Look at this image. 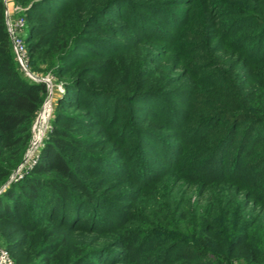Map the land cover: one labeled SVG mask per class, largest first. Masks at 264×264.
Returning a JSON list of instances; mask_svg holds the SVG:
<instances>
[{
	"label": "rangeland",
	"instance_id": "rangeland-1",
	"mask_svg": "<svg viewBox=\"0 0 264 264\" xmlns=\"http://www.w3.org/2000/svg\"><path fill=\"white\" fill-rule=\"evenodd\" d=\"M3 3L4 16L23 17L24 35L52 14L62 19L76 55L59 58L52 69L21 68L27 77L44 78L50 91L32 123L28 145L0 188L29 170L57 116L67 117L94 162L81 174L96 196L88 214L61 217L58 226L68 236V251L86 256L87 264H178L181 252L164 260L165 250L152 248L156 238L169 246L179 239L183 218L192 223L212 219L230 229L233 225L230 233L237 231L229 258L257 264V247L248 243L264 236L262 207L243 194L245 189L234 192L221 183L193 181L180 167L196 156L199 142L205 147L211 140L208 131L224 126V115L201 130L199 124L223 107L214 94L226 84L221 78L233 75L246 91L258 72L264 77V63H251L247 53L249 48L256 52V40L264 37V0ZM33 10L44 17H35ZM67 82H73L70 90L76 95L67 94ZM34 210L44 223L33 231L40 235L26 260L18 259L26 245L16 244L32 232L27 211H21V221L0 218V246L14 264L41 259L40 245L57 236V220L47 219L46 210ZM211 232L219 236L224 230L219 226Z\"/></svg>",
	"mask_w": 264,
	"mask_h": 264
},
{
	"label": "trees",
	"instance_id": "trees-1",
	"mask_svg": "<svg viewBox=\"0 0 264 264\" xmlns=\"http://www.w3.org/2000/svg\"><path fill=\"white\" fill-rule=\"evenodd\" d=\"M33 13L35 17L45 15L36 10ZM66 25L52 14L42 27L30 25L25 35L21 32L27 64L31 68L52 69L59 58H74L73 45L76 44L71 39L70 28L65 30ZM262 36L255 42L256 52L251 48L247 50L249 60L257 65L264 63ZM221 79L226 84L221 85L214 94L223 107L207 114L199 124L201 130L224 115L226 120L221 122L224 126L208 131L211 140L207 141L205 147L201 142L197 143L196 156L186 159L180 171L193 181H207L212 185L221 183L226 190L234 189V192L242 193L245 189L243 194L259 204V210L262 207L264 215V77L258 72L252 81L253 88L246 91H242L241 84H236L238 80L231 74ZM46 84L44 80L24 75L13 51L5 22L4 3L0 0V184L17 165L30 141L32 123L47 93ZM72 84L66 83V93L76 95L77 92L70 90ZM171 112L174 113V110ZM168 117L171 115L168 114ZM73 131L67 117L57 116L29 170L0 190V218L21 221V211L25 209L28 213L26 219L33 222L29 227L31 234H24L21 242L16 244L26 245V250L18 255L19 260H26L28 253L31 254L30 249L37 245L36 236L40 235L33 231L44 223L34 208L46 210L47 219L57 220L54 226L57 236L40 245L38 255L41 259L29 260L26 264H87L86 256L66 249L68 236L58 226L63 221L61 217H81L84 210L88 214L90 204L96 197L81 174L94 162L90 161L91 157L85 151L84 139ZM202 138L200 136L194 141ZM191 223L183 218L177 241L166 246L163 238L157 237L158 242L152 248H160L162 252L165 250L164 260L173 259L171 255L175 251L181 252L177 254L181 255V259L176 260L178 264H240L233 262L228 253L229 243H233L235 236H238L235 234L237 231L230 233L233 225L230 229L225 222L217 223L212 219L193 220ZM219 226L224 232L216 236L211 231ZM146 239L152 240V237ZM248 244H255L257 250L253 254L254 259L257 264H264V236Z\"/></svg>",
	"mask_w": 264,
	"mask_h": 264
},
{
	"label": "built area",
	"instance_id": "built-area-1",
	"mask_svg": "<svg viewBox=\"0 0 264 264\" xmlns=\"http://www.w3.org/2000/svg\"><path fill=\"white\" fill-rule=\"evenodd\" d=\"M5 22H6L7 31L11 38L15 57L20 67L23 68L25 71H28L27 53H26L24 40L21 35L24 25V19L23 17L13 18L8 12V14L5 16ZM46 83L48 86L49 83L48 82ZM0 264H14L13 259L11 258L8 250L2 246H0Z\"/></svg>",
	"mask_w": 264,
	"mask_h": 264
},
{
	"label": "water",
	"instance_id": "water-1",
	"mask_svg": "<svg viewBox=\"0 0 264 264\" xmlns=\"http://www.w3.org/2000/svg\"><path fill=\"white\" fill-rule=\"evenodd\" d=\"M36 79H41V80H44V78H36ZM48 87H49V84H48ZM50 91V89H48V91L47 92H49ZM2 188V187H1ZM1 188H0V190H1Z\"/></svg>",
	"mask_w": 264,
	"mask_h": 264
},
{
	"label": "bare ground",
	"instance_id": "bare-ground-1",
	"mask_svg": "<svg viewBox=\"0 0 264 264\" xmlns=\"http://www.w3.org/2000/svg\"><path fill=\"white\" fill-rule=\"evenodd\" d=\"M49 96H50V97H49V98H50V100H52V95L50 94Z\"/></svg>",
	"mask_w": 264,
	"mask_h": 264
}]
</instances>
